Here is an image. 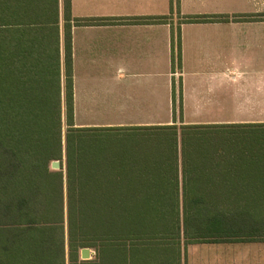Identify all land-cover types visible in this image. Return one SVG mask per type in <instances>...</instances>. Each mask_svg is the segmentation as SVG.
Listing matches in <instances>:
<instances>
[{"label": "trees", "instance_id": "1", "mask_svg": "<svg viewBox=\"0 0 264 264\" xmlns=\"http://www.w3.org/2000/svg\"><path fill=\"white\" fill-rule=\"evenodd\" d=\"M50 7V0H0V264H79L82 247L157 239L171 235L174 227L178 232L180 225L187 240L221 238V216L207 211V198L190 193L197 183L190 161L195 173L210 159L243 169L254 158L264 171V122L251 134L226 131L220 145L211 130L236 126L166 124L118 132L110 126H73L67 63L63 135L57 27L45 17ZM254 16L264 20V12ZM226 19L203 15L184 21ZM119 20L166 23L168 16ZM176 37L179 65V27ZM174 63L172 56V68ZM250 141L257 148L248 146ZM54 160L59 169L50 167ZM229 233L238 235L232 223Z\"/></svg>", "mask_w": 264, "mask_h": 264}, {"label": "crops", "instance_id": "2", "mask_svg": "<svg viewBox=\"0 0 264 264\" xmlns=\"http://www.w3.org/2000/svg\"><path fill=\"white\" fill-rule=\"evenodd\" d=\"M50 1L45 17L57 27L65 95L69 63L72 115L86 118L76 126L114 124L96 121L100 116L165 117L172 106L170 115L183 118L185 124L231 125L254 133L257 123L264 122V20L254 16L264 12V0ZM243 14L253 17L235 18ZM203 15L227 19L184 21ZM134 16L168 20H119ZM153 122L139 124L160 125ZM247 145L257 148L255 141ZM263 177L257 173V161L250 158L243 171L203 174L205 189L190 190L207 198L209 213L221 216V238L187 240L180 225L178 232L174 227L171 235L157 239L140 237L121 247H82L78 263L264 264V218L257 216L264 201ZM230 223L238 235L229 236Z\"/></svg>", "mask_w": 264, "mask_h": 264}, {"label": "rangeland", "instance_id": "3", "mask_svg": "<svg viewBox=\"0 0 264 264\" xmlns=\"http://www.w3.org/2000/svg\"><path fill=\"white\" fill-rule=\"evenodd\" d=\"M179 23V21L177 22ZM178 25L176 26V29H177ZM173 29H174V26H173ZM64 80L62 78V71H61V75H60V86H61V89H60V109H61V129H62V133L64 135L66 129H67V120H66V101H65V86H64ZM168 109V107H167ZM171 110L169 113H167V116L165 117H159V118H134V117H117V118H108V117H104V116H100L98 118H95L96 121H99V122H102V123H106V122H114V124L112 125H105V126H110L111 128H114V131L115 132H118L120 131L121 128H128V127H131V126H156V125H141L139 123L144 122V121H150V122H153V123H160V125H166V124H175L177 127L180 126V125H184L186 122L183 118L181 117H176V116H173V115H170L171 113H173V106L171 107ZM168 112V111H167ZM86 118H74L73 117V126H76L75 123H81V122H84ZM112 119V120H111ZM262 120H264V117L261 118ZM126 131H129L128 129H125ZM225 130V131H223ZM223 130H218L219 133L215 130H211L212 131V137L213 139L217 142L215 144H219L221 142H223V139L222 137H226L228 136V132H232V131H236L238 133H243L245 132V134H251L252 132H249L250 130L248 129H241L239 127H229L228 129H223ZM221 131V132H220ZM228 131V132H226ZM177 132H180L179 128L177 129ZM220 133H222V136L220 135ZM214 135V136H213ZM224 135V136H223ZM179 140V139H178ZM229 146H231L230 142L228 143ZM194 159V157H192ZM181 153H180V145L178 144V189H179V193H183V189H182V182H183V178H182V164H181ZM195 160V159H194ZM215 161H219L220 162V165L215 167L216 165L214 164ZM199 162V160H198ZM208 164L206 165V167H202L200 166L198 168V171L193 173L192 171V168H193V165L195 164L193 161H190V173L192 174V176H194L195 178H197V183H196V186H193L191 190H201V189H205L206 187V181L205 179L202 178L203 174H207V173H216V174H221V173H226L228 175H232V174H237L241 171H243V169L240 168V164L238 165V163L236 164L237 167H233V165H230L227 161H224L223 159H210L207 161ZM186 167H188V161L186 162ZM189 168V167H188ZM205 168V169H204ZM195 170V168H194ZM257 173H261L264 175V171L263 170H260V169H257ZM194 178V179H195ZM264 178V177H263ZM196 181V179H195ZM200 183V184H199ZM213 183H216V182H213ZM218 183V182H217ZM262 184H264V180L262 181ZM264 186V185H263ZM212 188V187H211ZM214 189H221V187H217V188H214ZM225 189V188H224ZM231 204H235L233 203L232 201H230ZM263 204V205H262ZM65 208H66V204H65ZM231 209V207H230ZM66 210V209H65ZM257 216L261 217V218H264V201L261 202V206L257 209Z\"/></svg>", "mask_w": 264, "mask_h": 264}, {"label": "water", "instance_id": "4", "mask_svg": "<svg viewBox=\"0 0 264 264\" xmlns=\"http://www.w3.org/2000/svg\"><path fill=\"white\" fill-rule=\"evenodd\" d=\"M50 167H51L52 169H59V161H58V160H54V161H52L51 164H50ZM84 251H86V249H83V250H82V253H83Z\"/></svg>", "mask_w": 264, "mask_h": 264}]
</instances>
